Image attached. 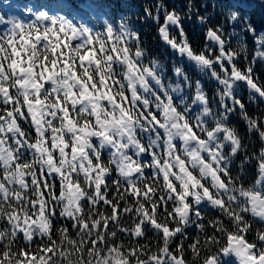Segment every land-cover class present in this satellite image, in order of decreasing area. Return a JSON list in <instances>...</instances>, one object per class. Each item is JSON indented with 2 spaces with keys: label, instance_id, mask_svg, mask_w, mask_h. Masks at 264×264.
I'll use <instances>...</instances> for the list:
<instances>
[{
  "label": "snow or ice",
  "instance_id": "snow-or-ice-1",
  "mask_svg": "<svg viewBox=\"0 0 264 264\" xmlns=\"http://www.w3.org/2000/svg\"><path fill=\"white\" fill-rule=\"evenodd\" d=\"M259 6L0 0V264H264Z\"/></svg>",
  "mask_w": 264,
  "mask_h": 264
},
{
  "label": "trees",
  "instance_id": "trees-1",
  "mask_svg": "<svg viewBox=\"0 0 264 264\" xmlns=\"http://www.w3.org/2000/svg\"><path fill=\"white\" fill-rule=\"evenodd\" d=\"M21 2H27V0H21ZM138 4H148L151 3L152 0H136ZM169 3L173 2V0H168ZM185 0H175L176 4H183ZM209 4L211 5L212 0H208ZM256 7L254 8L252 12V19L253 22L259 27L261 25V17H262V9L259 6V0H254ZM211 11V8L209 9ZM142 35L146 39L148 46L153 50L154 54H161L163 52V47L161 46L158 37L155 34V29L145 26L142 30ZM189 37L190 40L193 43L194 48H200L203 47L206 43L202 34L197 30L195 33H193L191 30L189 31ZM248 46H249V57L251 58L252 55H254V45L252 43L251 38L249 37L247 40ZM170 66V61H169ZM243 67V64L241 65ZM257 67L260 69L261 74V80L264 81V67H261L259 64ZM195 75V74H193ZM247 96V93H245V97ZM248 113L249 115H260L262 114V110H264V105H261L260 108H257L254 104H249L248 106ZM233 123L238 128L241 136L245 137V143H249L246 133V125L245 123L240 120L238 117L233 118ZM251 140L255 142L256 147H259V138L258 136L253 133L251 136ZM251 147V144H250Z\"/></svg>",
  "mask_w": 264,
  "mask_h": 264
}]
</instances>
